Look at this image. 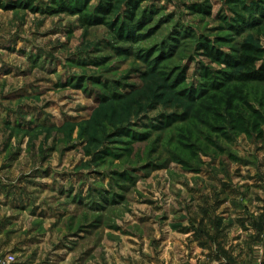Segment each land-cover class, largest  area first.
Masks as SVG:
<instances>
[{
  "label": "rangeland",
  "instance_id": "rangeland-1",
  "mask_svg": "<svg viewBox=\"0 0 264 264\" xmlns=\"http://www.w3.org/2000/svg\"><path fill=\"white\" fill-rule=\"evenodd\" d=\"M138 1L0 0V264H264V0Z\"/></svg>",
  "mask_w": 264,
  "mask_h": 264
},
{
  "label": "trees",
  "instance_id": "trees-1",
  "mask_svg": "<svg viewBox=\"0 0 264 264\" xmlns=\"http://www.w3.org/2000/svg\"><path fill=\"white\" fill-rule=\"evenodd\" d=\"M125 1H127V0H106V3L103 4V6H101V8H100L99 13L101 14V17L98 16L95 19V17H96V15H95L93 18V19H95L94 21H92L91 18H86L84 20V22L88 25H105V24H107L106 20L108 19V17L113 16L117 7ZM146 1L147 0H139L137 2L139 4L138 6L140 7V5ZM30 8H32V7H30ZM0 9L7 10V6H5L3 3L0 2ZM134 11H136V9H134ZM134 11L132 13V16L136 15V13ZM208 50H210V49H208ZM252 51H254V50H252ZM209 53L212 57H215V54L212 53L211 50L209 51ZM239 65L244 69V71L240 74V78L242 81L258 80V81L264 83V64L261 65V67H258L257 66V60H254V58L251 56L244 55L241 57V59L239 61Z\"/></svg>",
  "mask_w": 264,
  "mask_h": 264
},
{
  "label": "built area",
  "instance_id": "built-area-1",
  "mask_svg": "<svg viewBox=\"0 0 264 264\" xmlns=\"http://www.w3.org/2000/svg\"><path fill=\"white\" fill-rule=\"evenodd\" d=\"M15 261V257L14 256H9L6 259H4L3 263L4 264H11Z\"/></svg>",
  "mask_w": 264,
  "mask_h": 264
}]
</instances>
